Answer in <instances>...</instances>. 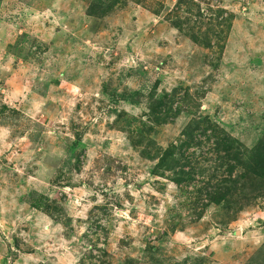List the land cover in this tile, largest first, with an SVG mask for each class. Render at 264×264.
<instances>
[{"label":"rangeland","instance_id":"obj_1","mask_svg":"<svg viewBox=\"0 0 264 264\" xmlns=\"http://www.w3.org/2000/svg\"><path fill=\"white\" fill-rule=\"evenodd\" d=\"M0 264H264V0H0Z\"/></svg>","mask_w":264,"mask_h":264},{"label":"trees","instance_id":"obj_2","mask_svg":"<svg viewBox=\"0 0 264 264\" xmlns=\"http://www.w3.org/2000/svg\"><path fill=\"white\" fill-rule=\"evenodd\" d=\"M221 197H223V195H221ZM221 197H220V198H221ZM220 198H219V199H220ZM213 200H214V199H213Z\"/></svg>","mask_w":264,"mask_h":264}]
</instances>
